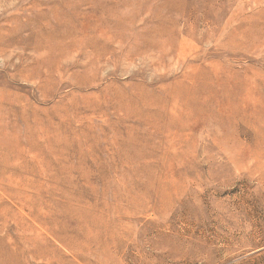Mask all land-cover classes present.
<instances>
[{
    "label": "rangeland",
    "instance_id": "1",
    "mask_svg": "<svg viewBox=\"0 0 264 264\" xmlns=\"http://www.w3.org/2000/svg\"><path fill=\"white\" fill-rule=\"evenodd\" d=\"M41 17L42 31L56 28L68 33V43L79 37L80 44L68 53L62 43L37 52ZM0 42V237L8 242L17 233L30 236L17 230L18 216L26 215L14 197L22 188L13 174L39 181L41 199L53 205L61 192L77 195L85 207L95 203V209L126 204L125 168L129 181L159 194L147 200L158 211L135 214L122 231L112 225L114 245L107 251L94 247L80 256L50 240L60 258L53 251L42 260L27 254L18 264H264V0H0ZM103 46L110 51L96 59ZM216 75L222 78L209 81ZM181 81L186 88L172 91ZM110 84L136 93L147 87L176 107L174 113L189 115L185 137L173 134L178 119L169 137L164 128L133 119L119 123L123 113L113 115L98 93ZM150 139L163 146L141 165H128L116 154L125 142L132 156L141 155L153 149ZM180 140L183 147L176 145ZM142 168L144 174L135 176ZM107 217L116 218L112 212ZM0 264L17 263L4 258Z\"/></svg>",
    "mask_w": 264,
    "mask_h": 264
},
{
    "label": "bare ground",
    "instance_id": "2",
    "mask_svg": "<svg viewBox=\"0 0 264 264\" xmlns=\"http://www.w3.org/2000/svg\"><path fill=\"white\" fill-rule=\"evenodd\" d=\"M36 4V3H35ZM6 8V7H5ZM21 8V7H20ZM54 15L56 16L57 14L54 13ZM53 15V16H54ZM54 16V17H55ZM47 17V16H46ZM39 18V17H38ZM15 19V18H14ZM57 19V18H56ZM11 19H9L10 21ZM13 20V19H12ZM30 21V20H29ZM34 21V20H32ZM32 21H30L32 23ZM46 21V18L41 17L39 20H37L36 24L38 26V30L36 37V43H35V50L37 52H44V51H51L54 48V45H59L62 43L65 48L64 51H66V53H68L69 50L73 51L76 49V45L79 43L80 44V39L79 37H75V38H71L70 42L68 43L69 40V35L67 36V34H59L56 32V28H52L51 30H44L42 31V29L40 28L42 23H44ZM129 21V20H128ZM11 22V21H10ZM28 24V23H27ZM29 25V24H28ZM40 26V27H39ZM6 30V29H5ZM10 30V29H8ZM3 31V30H2ZM91 31V30H90ZM7 32L8 31H4ZM3 32V33H4ZM32 32V31H31ZM6 34V35H7ZM35 34V33H34ZM33 34V36H34ZM5 35V34H4ZM18 36V35H17ZM32 36V35H31ZM73 36V35H72ZM77 36V35H76ZM4 37V36H2ZM11 37V36H10ZM21 37V34H20ZM9 38V37H8ZM19 38V37H16ZM6 39V38H5ZM4 42H7L8 40ZM12 39V38H11ZM20 39V38H19ZM29 39V37H28ZM31 40H33L34 38H30ZM98 39V38H97ZM114 39V38H113ZM118 39V38H117ZM247 39V38H245ZM2 40V38H1ZM30 40V41H31ZM99 40V39H98ZM101 40V39H100ZM104 40V39H103ZM115 40V39H114ZM242 40V39H241ZM15 41V40H14ZM23 41V40H21ZM34 41V40H33ZM108 41V40H107ZM113 41V40H112ZM118 41V40H117ZM238 41V40H237ZM2 42V41H1ZM0 42V44H1ZM32 42V41H31ZM124 42V41H123ZM122 42V43H123ZM10 43V42H8ZM33 43V44H34ZM97 43V42H95ZM237 43V42H236ZM12 44V43H11ZM27 44H29L27 42ZM31 44V43H30ZM107 44V43H106ZM109 44V42H108ZM183 43H181L180 45H182ZM5 45V46H4ZM10 45V44H9ZM8 45V47L10 48V46ZM13 45V44H12ZM21 45V44H20ZM254 45V44H253ZM252 45V46H253ZM1 46V45H0ZM6 43L2 45V47H6ZM17 46V45H16ZM123 46V45H122ZM251 46V45H250ZM28 47V46H27ZM85 47V46H84ZM255 47V46H254ZM253 47V48H254ZM3 48V53H6V49ZM29 48V47H28ZM2 50V48H0ZM0 50V51H1ZM6 50V51H5ZM29 50V49H27ZM33 50V49H32ZM94 50V49H93ZM56 51V50H55ZM61 51V50H58ZM56 51V52H58ZM110 51L108 47H104L101 48L100 50H96L94 56L96 57V59H99L100 57H102L106 52ZM52 52V51H51ZM70 52V51H69ZM137 53V52H136ZM2 54V53H1ZM107 54V53H106ZM57 55V54H56ZM61 55V54H60ZM65 55V54H64ZM6 56V55H4ZM81 56V54H80ZM114 56V55H113ZM120 57V56H119ZM44 59V58H43ZM65 60V59H64ZM43 61V60H42ZM57 61V60H56ZM77 63V62H76ZM25 64V63H24ZM23 64V65H24ZM58 64V62H57ZM10 65V64H9ZM12 65V64H11ZM32 65L35 66V64L33 63ZM32 65L29 64V66ZM56 65V64H55ZM195 65V64H194ZM25 66V65H24ZM76 66V65H73ZM86 67V66H85ZM84 67V68H85ZM9 68V67H8ZM30 68V69H31ZM36 68V67H35ZM34 68V69H35ZM14 68H12L13 70ZM33 69V70H34ZM61 69V68H60ZM60 69H57L58 72L60 71ZM90 69V68H88ZM92 69V67H91ZM23 70V69H22ZM37 70V69H36ZM35 70V73L37 72ZM44 70V69H43ZM56 70V71H57ZM70 70V69H69ZM68 70V71H69ZM76 70V69H75ZM79 70V67H78ZM26 71V70H25ZM19 72V71H18ZM48 72V71H47ZM50 72V70H49ZM54 72V71H53ZM24 73V72H23ZM27 73V72H26ZM62 73V71H61ZM25 74V73H24ZM34 74V73H33ZM56 74V73H55ZM71 74V73H70ZM26 75V74H25ZM24 75V76H25ZM45 75V74H44ZM43 76V75H42ZM64 76V74H63ZM34 77V76H33ZM44 77V76H43ZM62 77V76H61ZM208 77V74L206 73V78ZM217 78V79H221V75H216L213 77H209V81L212 80V78ZM55 78V77H54ZM95 78V77H94ZM186 79L188 78L187 76L185 77ZM23 79V78H22ZM57 79V78H55ZM79 79V77H78ZM81 79V78H80ZM79 79V80H80ZM165 79V78H164ZM163 79V80H164ZM27 80V78H26ZM31 80V79H30ZM34 80V79H33ZM54 80V79H53ZM75 80V79H74ZM86 80V79H85ZM199 80V79H198ZM4 81V80H3ZM2 81V82H3ZM221 81V80H220ZM219 81V82H220ZM66 82V80H65ZM86 82V81H85ZM83 82V83H85ZM185 82L181 81L178 82L176 84H173L172 86H170L171 90L174 91L176 89V87L180 88V89H185L186 87L183 85ZM59 84V83H58ZM128 84V83H127ZM130 84V83H129ZM128 84V85H129ZM136 84V83H135ZM140 84V83H139ZM137 84V85H139ZM142 84V83H141ZM166 84V83H165ZM70 85V84H69ZM84 85V84H83ZM116 84L112 85H108L104 88H100V91L98 93L101 94V96H104L106 102L108 103V107L107 110L109 109L110 111L112 110V114L117 116H120L121 113H123L124 117L121 115L120 118H117V121L119 123L123 122V120H129V119H133L134 121L137 122H141V124L146 125H150L151 128H164L166 131V135L165 137H169L171 134V131L174 129V125L176 123V120L178 119V121H180V125L175 129V133H173L175 136L178 135L180 137H182L184 135L185 137V133L188 131L187 128L183 127L184 124L186 123L187 120H189L190 116L187 115L186 117H182L177 115L175 112V110H177L176 107H172L169 103H166L165 101H161L160 98L154 93L149 91V88H142L141 90L139 89V92H133L130 88L126 89L123 86H115ZM62 86V85H61ZM67 86V85H66ZM89 86V85H88ZM130 86V85H129ZM1 87V86H0ZM8 87V86H7ZM46 87V86H45ZM57 87V86H56ZM91 87V86H90ZM103 87V86H102ZM142 87V86H141ZM212 87V86H211ZM167 88V86H166ZM2 89V88H1ZM75 90V89H74ZM87 90V89H86ZM84 91V88H83ZM82 91V92H83ZM157 91V90H156ZM77 92V91H76ZM159 91H157L158 93ZM73 94V93H72ZM80 96V95H79ZM92 96V94H91ZM100 96V97H101ZM89 97V94H88ZM67 98V97H66ZM84 98V97H83ZM96 98V96H95ZM18 99V98H17ZM25 99V98H24ZM257 99V98H256ZM66 100V99H65ZM84 100V99H83ZM82 100V101H83ZM98 100V99H97ZM62 101V100H61ZM74 101V100H73ZM91 101V100H90ZM78 102V101H77ZM76 102V103H77ZM81 102V101H80ZM79 102V103H80ZM85 102V100H84ZM93 102V101H92ZM38 103V102H36ZM71 103V102H70ZM75 103V104H76ZM88 103V102H87ZM3 104V103H2ZM68 104V103H67ZM72 104V103H71ZM31 105V104H30ZM73 105V104H72ZM95 105V104H94ZM1 106V105H0ZM32 106V105H31ZM84 106V105H83ZM86 106V105H85ZM90 106V105H88ZM97 106V105H95ZM94 106V107H95ZM30 107V106H29ZM77 107V106H76ZM75 107V108H76ZM66 108V107H65ZM91 108V107H90ZM40 109V108H39ZM52 109V108H50ZM64 109V108H62ZM74 109V108H73ZM79 109V108H78ZM55 110V109H54ZM80 110V109H79ZM78 110V111H79ZM82 110V109H81ZM101 110V108H100ZM99 110V111H100ZM103 110V109H102ZM13 111V110H12ZM22 111V110H21ZM60 111V108H59ZM83 111V110H82ZM172 112L173 116L170 114V112ZM4 112V111H3ZM64 112V111H63ZM67 112V111H66ZM74 112V111H73ZM84 112V111H83ZM40 113V112H39ZM44 113V112H43ZM50 113V112H49ZM61 113V112H60ZM81 113V112H79ZM100 113V112H99ZM68 114V113H67ZM83 114V113H82ZM90 114H92L90 112ZM89 114V115H90ZM104 114V113H103ZM120 114V115H119ZM49 115V114H48ZM67 116V115H66ZM93 117V116H92ZM101 117V116H100ZM105 117V116H103ZM68 118V117H67ZM66 118V119H67ZM65 119V120H66ZM104 120V119H103ZM83 121V120H82ZM92 121V120H91ZM113 122V121H112ZM172 122H174L172 124ZM69 123V122H68ZM109 123V122H108ZM183 123V124H182ZM58 124V122H57ZM114 125V124H113ZM28 126V125H27ZM65 125H63L64 127ZM31 127V126H30ZM69 127V126H68ZM87 127V126H86ZM115 127V126H114ZM59 128V127H58ZM61 128V127H60ZM67 128V126H66ZM26 129V126H25ZM67 129H71V128H67ZM118 129V128H117ZM33 130V129H32ZM49 130V129H48ZM54 130V128H53ZM25 131V130H24ZM28 131V130H27ZM68 131V130H67ZM82 131V130H81ZM141 131V130H140ZM178 131V132H177ZM123 132V131H122ZM65 133V132H64ZM68 133V132H66ZM65 133V134H66ZM55 134V132H54ZM64 134V135H65ZM74 134V132H73ZM88 134V133H87ZM122 134V133H120ZM28 135V134H27ZM32 136V135H31ZM57 136V135H56ZM63 136V135H62ZM122 137V136H121ZM125 137V136H124ZM48 138V136H47ZM55 139V138H54ZM50 140V139H49ZM57 139L51 140L54 141V143L56 142ZM83 140V139H82ZM121 140V139H120ZM141 140V139H140ZM47 141V139H46ZM79 141V140H78ZM151 142V148H153L152 150L149 151H145L143 154L141 155H131L130 154V146L125 144V142L122 145H119L118 147V152L116 153L117 156L121 159L124 160L128 165H141L142 163H144L145 161H147L148 159H152L154 157L157 156V153L159 151L158 147L159 146H163L161 144H157L154 139H150L149 140ZM176 141V140H175ZM49 142V141H48ZM59 142V141H58ZM85 142V140H84ZM53 143V142H52ZM57 143V142H56ZM64 143V142H63ZM89 143V142H88ZM104 143V142H103ZM50 144V142H49ZM48 144V145H49ZM58 146L59 143H57ZM62 144V143H61ZM82 144V143H81ZM90 144V143H89ZM92 144V143H91ZM98 144V143H97ZM96 144V145H97ZM181 144V145H180ZM22 145V144H21ZM52 145V144H50ZM177 146L183 147L181 140L178 141V143L176 144ZM33 146V145H32ZM43 146V145H42ZM78 146V145H77ZM108 146V145H107ZM64 147V146H63ZM73 147V146H71ZM70 147V148H71ZM88 144H87V148L88 149ZM94 147V146H93ZM78 148V147H77ZM92 148V147H91ZM97 147H95L96 149ZM106 150H108V147H105ZM138 148V147H137ZM50 149V147H49ZM83 149V148H82ZM85 149V150H86ZM93 149V148H92ZM166 149V148H165ZM63 150V149H62ZM8 151V150H7ZM69 151V150H67ZM73 151V149L71 150ZM88 151V150H87ZM90 151V150H89ZM88 151V152H89ZM96 151V150H95ZM112 151V150H111ZM110 151V153H111ZM64 152V150H63ZM62 152V153H63ZM66 152V151H65ZM78 152V151H77ZM3 153V151H2ZM10 153V152H9ZM34 153V152H32ZM52 153V151H51ZM56 153V152H55ZM58 153V152H57ZM80 153V151H79ZM78 153V155H79ZM85 153V152H84ZM95 153V152H94ZM93 153V154H94ZM98 152H96L97 154ZM100 153V152H99ZM108 153V152H107ZM113 153V151H112ZM111 153V154H112ZM115 153V152H114ZM113 153V154H114ZM165 153V152H164ZM8 154V153H6ZM11 154V153H10ZM20 154V153H19ZM23 154V153H22ZM25 154V153H24ZM66 154V153H65ZM69 154V153H68ZM73 152L70 154L72 155ZM113 154L111 156H113ZM57 155V154H56ZM61 154H59L60 157ZM81 155V154H80ZM95 155V154H94ZM100 155V154H99ZM115 155V154H114ZM1 156V155H0ZM3 156V155H2ZM6 156V155H5ZM41 156V155H40ZM52 156V155H51ZM63 156V154L61 155V157ZM98 156V155H95ZM160 156V155H158ZM162 156V155H161ZM19 157V156H18ZM43 157V154L42 156ZM56 157V156H55ZM54 157V158H55ZM65 157V156H64ZM69 157V156H68ZM94 157V156H93ZM116 157V155H115ZM8 158V157H7ZM16 158V156H15ZM66 158V157H65ZM71 158V157H70ZM73 158V156H72ZM77 158H79L77 156ZM76 160H79L77 159ZM85 158V155H84ZM91 158V157H90ZM96 158V157H95ZM98 158V157H97ZM102 158V157H99ZM111 158V157H110ZM159 158V157H158ZM19 159V158H18ZM24 159V158H23ZM27 159V158H26ZM34 159V158H33ZM58 159V158H57ZM68 159V158H66ZM94 159V158H93ZM36 160V159H35ZM42 160V159H41ZM53 160V159H52ZM61 160V159H59ZM72 160V159H70ZM83 160V158H82ZM91 160V159H90ZM101 160V159H100ZM99 160V161H100ZM112 160V159H111ZM155 160V159H154ZM21 161V160H19ZM26 161V160H25ZM37 161V160H36ZM48 161V160H47ZM49 161H51V159H49ZM97 161V160H96ZM102 161V160H101ZM100 161V162H101ZM106 161V160H105ZM150 161V160H149ZM3 162V161H2ZM0 162V164L2 163ZM6 162V161H5ZM60 162V161H59ZM65 162V161H64ZM77 162V161H76ZM84 162V161H82ZM87 162V161H86ZM99 162V165H101ZM26 163V162H24ZM32 163V162H31ZM38 163V162H36ZM72 163V162H71ZM79 163V162H78ZM98 163V162H96ZM115 162H113L114 164ZM148 163V162H147ZM10 164V163H9ZM60 164V163H59ZM67 164V163H66ZM65 164V165H66ZM112 164V163H111ZM116 165L113 166V169L115 170L114 173H118V166L117 163H115ZM6 165V164H5ZM8 165V164H7ZM14 165V164H13ZM56 165V164H55ZM86 165H88L86 163ZM85 165V166H86ZM92 165V164H91ZM23 166V165H22ZM63 166V165H62ZM78 166V165H76ZM80 166V165H79ZM82 166V165H81ZM89 166V165H88ZM5 167V166H4ZM14 167V166H12ZM21 167V166H20ZM25 167V166H24ZM29 167V166H28ZM83 167V166H82ZM104 167V165H103ZM37 168V167H36ZM51 168V167H50ZM49 168V169H50ZM59 168V167H58ZM93 168V167H92ZM106 168V167H105ZM28 169V168H27ZM38 169V168H37ZM49 169H47L49 171ZM71 169V168H70ZM74 169V168H73ZM90 169V168H89ZM108 169V168H107ZM111 169V168H110ZM144 169L142 168L140 170L135 171V176L136 174L139 176H141L142 174H144ZM147 169V168H146ZM151 169V168H150ZM147 169L148 172H150ZM5 170V169H4ZM53 170V168H52ZM120 170V169H119ZM125 171H122L126 182L124 183V185L122 186V189L124 191H127L130 196L128 197V199L126 200V204L124 205H117L112 211H110L107 207L102 206L100 209H95L93 206L95 205V203L92 206L87 205L86 207L83 206L82 204H80V199L79 197L76 199L74 197L76 196H72L66 193L61 192L60 193V198L58 201H56L54 203V205L52 203L45 202L42 199V192H43V185H41V183L39 181L33 180L32 178L27 177L26 175H14L13 174V180L14 182H16L17 184H19L22 188L21 192H18L17 194H14V197L19 201V209L24 213V215H26V218H24L22 215L18 216L21 225L17 227V230L20 231H28L30 233V236L28 238H25L22 234H18L17 232V237H11L8 239L7 242V238L6 240L2 237H0V262L2 259L4 258H12L14 261H16V263H21L22 260H24L27 256V254H30V256L32 258L38 259L40 260L41 258H44L47 254L50 255V253L53 251L55 252L57 257H61L60 253L58 250H54V248L52 247L51 243L49 242L50 240L53 243L58 244V246L60 248H62L65 251H70L72 254H77V255H82L81 253H84L85 251L88 252H92V248L97 247L102 249L103 251H107L106 249H108L109 246H113V238H112V234H111V227L112 225H114L115 227H118L121 229H124V225H126L130 219L134 218L135 214H143V213H147L150 210H154L155 212L158 211V209H153L150 207V205L148 204L147 200H149L151 197H148L149 195H153L158 196V192H156V190L149 192L148 189L144 186H140L134 182L129 181L128 177L131 174V172H129L128 170H126V168L124 169ZM135 170V169H133ZM153 170V169H152ZM67 173V170H65ZM100 171V169H99ZM108 171V170H107ZM106 171V172H107ZM51 172V171H50ZM63 172V171H62ZM71 172V171H70ZM75 172V171H74ZM105 172V173H106ZM152 175L154 176L157 171H151ZM13 173V172H12ZM86 173V172H85ZM103 173V171H102ZM147 173V172H146ZM9 174V173H8ZM49 174V173H48ZM55 174V173H54ZM104 174V173H103ZM149 174V173H148ZM11 175V174H10ZM32 175V174H31ZM38 175V174H37ZM52 175V174H51ZM50 175V176H51ZM63 175V174H62ZM89 175V174H86ZM101 175V174H99ZM105 175V174H104ZM8 176V175H7ZM30 176V175H29ZM59 176V175H58ZM64 176H68V175H64ZM75 176V175H74ZM106 176V175H105ZM122 176V175H121ZM5 177V175H4ZM37 177V176H36ZM42 176H40L41 178ZM52 177V176H51ZM56 178V176H54ZM101 177V176H100ZM107 177V176H106ZM105 177V180H107V178ZM123 177V176H122ZM144 177V176H143ZM44 178V177H43ZM53 178V177H52ZM83 178H85L83 176ZM82 178V179H83ZM119 178V176H118ZM139 178V177H138ZM58 179V178H56ZM55 179V181H56ZM89 179V178H88ZM103 179V178H101ZM141 179V178H140ZM143 179V178H142ZM51 180V179H49ZM63 180V178H62ZM70 180V179H69ZM93 180V178H92ZM117 180V179H116ZM133 180V179H132ZM11 181V179L9 180ZM66 181V179H65ZM96 181V180H94ZM93 181V182H94ZM124 181V180H123ZM43 182V181H42ZM52 182V181H51ZM54 182V181H53ZM60 182V181H58ZM64 182V181H63ZM90 182V181H89ZM103 182V181H102ZM101 182V183H102ZM120 182V181H119ZM45 183V182H43ZM42 183V184H43ZM56 183V182H55ZM66 183V182H64ZM71 183V182H70ZM106 182H104L105 184ZM110 183V182H109ZM61 184V183H60ZM107 184V183H106ZM117 184V183H115ZM72 185V184H71ZM90 185V184H88ZM63 186V185H62ZM70 186V185H69ZM93 186V185H92ZM51 187V186H50ZM60 187V186H59ZM61 188V187H60ZM65 188V187H63ZM107 188V186H106ZM111 188V186H110ZM116 188V187H115ZM108 189V188H107ZM113 189V188H112ZM117 189V188H116ZM119 189V188H118ZM61 190V189H60ZM85 190V189H83ZM19 191V190H18ZM65 191V189H64ZM79 191V190H78ZM48 192V190H47ZM56 190L53 191L52 193H50L53 196H57L56 194ZM85 192V191H84ZM70 193V191H69ZM118 191L115 190V195L114 197L117 198L118 196ZM85 194V193H84ZM88 195V194H86ZM49 196V195H48ZM81 197V196H80ZM42 198V199H41ZM55 198V197H54ZM62 198V200H60ZM85 198V197H84ZM47 199V198H46ZM51 199V198H50ZM87 199V198H85ZM55 200V199H54ZM47 201V200H46ZM90 202V201H89ZM88 202V203H89ZM96 207V206H95ZM98 207V206H97ZM111 208V207H109ZM24 209H27V213L24 212ZM19 210V211H20ZM105 211L112 212L113 215H115V221L110 222L108 221L107 217V213H105ZM21 213V212H20ZM43 213V214H41ZM109 215V214H108ZM68 219H72L75 221L74 226H71L69 224H66L65 220ZM5 220V219H4ZM7 220V219H6ZM3 221V220H2ZM131 221V220H130ZM69 222V221H68ZM253 225H257V223L254 221H252ZM4 225V224H3ZM5 227V226H4ZM35 227V228H34ZM114 228V227H113ZM125 234H128L125 232ZM116 243V242H115ZM24 244H28V246H32L36 249L28 251L25 247L21 246ZM57 247V246H56ZM38 248V249H37ZM58 248V247H57ZM111 249V248H110ZM98 251V250H97ZM111 251V250H110ZM101 252V251H99ZM86 253V252H85ZM86 253V254H87ZM102 253V252H101ZM100 253V254H101ZM92 254V253H91ZM105 254V253H104ZM98 255V254H96ZM75 256V255H74ZM91 256V255H90ZM105 256V255H104ZM71 257V256H70ZM69 257V258H70ZM85 258L87 256H84ZM97 257V256H95ZM46 258V257H45ZM67 258V257H66ZM67 258V259H69ZM84 258V261H85ZM108 258V257H107ZM47 259V258H46ZM51 259V258H50ZM64 259V258H63ZM26 260V259H25ZM42 260V259H41ZM79 261L81 259H78ZM83 260V258H82ZM88 260V259H87ZM90 260V258H89ZM92 260H96V259H92ZM99 260V259H98ZM28 261V260H27ZM83 261V262H84ZM78 262V261H77ZM88 262V261H85ZM96 262V261H94ZM98 262V261H97ZM96 262V263H97ZM102 261L100 260V263ZM106 262V261H104ZM29 263V262H28ZM75 263V262H74ZM79 263V262H78ZM31 264V263H29ZM46 264H50L47 263ZM84 264V263H83ZM88 264V263H87Z\"/></svg>",
    "mask_w": 264,
    "mask_h": 264
}]
</instances>
